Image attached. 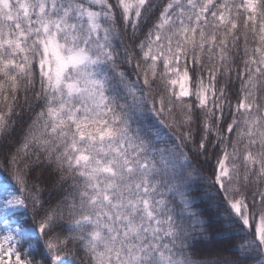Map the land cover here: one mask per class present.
<instances>
[{
    "label": "trees",
    "instance_id": "1",
    "mask_svg": "<svg viewBox=\"0 0 264 264\" xmlns=\"http://www.w3.org/2000/svg\"><path fill=\"white\" fill-rule=\"evenodd\" d=\"M66 2L64 22L22 23L18 66L0 19V206L36 232L20 261L121 264L130 225L128 264H264V0ZM55 21L103 83L58 124L40 63Z\"/></svg>",
    "mask_w": 264,
    "mask_h": 264
},
{
    "label": "rangeland",
    "instance_id": "2",
    "mask_svg": "<svg viewBox=\"0 0 264 264\" xmlns=\"http://www.w3.org/2000/svg\"><path fill=\"white\" fill-rule=\"evenodd\" d=\"M66 0H0V19L8 20L9 25L5 28L3 38L6 47L10 51L9 63L17 65L14 58H18L22 51V34L28 29V21L31 13H37L38 18L47 13L50 17L64 22L67 13ZM41 19V18H40ZM38 19V20H40ZM23 23V24H22ZM59 21L53 22V30L49 23L41 24V58L40 63L43 72L53 87L61 91L64 101L58 108L51 110V117L55 124L60 123L65 117L70 116L73 111L75 98L96 94L102 86V79L97 75L92 66L94 60L82 48H74L58 41L55 30L58 29ZM24 28V29H23ZM88 100V98H87ZM67 101L72 103H67ZM95 168V167H92ZM93 171H99L96 167ZM227 173L224 162L221 163L220 176ZM5 186L0 185V191H5ZM19 208L14 200H8L0 206V250H4L6 264H25L18 256V249L23 243L34 237L36 232L33 228L24 227L20 218L16 215ZM235 210L245 217L242 207L235 205ZM126 240L122 254L121 264H128L129 258L140 254V244L143 232L130 225L122 226L120 229ZM259 238L264 242V227L259 226Z\"/></svg>",
    "mask_w": 264,
    "mask_h": 264
}]
</instances>
